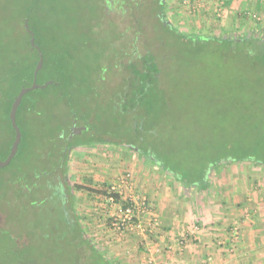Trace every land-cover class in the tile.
<instances>
[{
	"label": "rangeland",
	"instance_id": "obj_1",
	"mask_svg": "<svg viewBox=\"0 0 264 264\" xmlns=\"http://www.w3.org/2000/svg\"><path fill=\"white\" fill-rule=\"evenodd\" d=\"M17 1L0 0V37L10 22L16 24V19L3 17V9H13ZM98 1L86 0L82 6H99ZM190 1L192 3V0H106L104 14L96 12L92 19L93 41L98 51L110 47L108 63L105 69L91 75L98 83L95 92L86 98L89 108L82 113L79 108L75 110L78 118L70 135L82 144L70 147L65 166L59 165L63 166L62 181L76 187L79 172L72 166V159L86 161L89 158L81 156L79 151L97 147L98 151H144L155 162L154 156L159 158V163L168 165L180 178H192L194 172L203 173L219 164L218 158L229 155L264 159V58L259 48L252 41L235 43L231 48L224 42L216 46L217 49L197 42L198 35L213 40V36L231 35L242 39L251 34L264 40V18L234 21V27L227 28V22H222L220 4L208 18L203 17L201 11H195ZM71 5H76L75 0L61 1L63 7ZM148 55L154 56L160 66L159 93L163 95V109L158 118H148L142 123L137 121L141 111L134 115L135 111L131 114L124 110V105L128 107L130 102L121 97L124 74L121 59L128 64ZM64 106L66 108L59 113L65 115L68 109L70 116L69 105ZM146 122L153 125L145 127ZM35 136L32 132L21 147L25 158L19 160V165L36 164L41 156L43 151L37 149ZM209 172L211 175L213 171ZM45 181L46 185L41 184L44 196L33 201L30 215L14 204L15 216L19 213V218L24 216L34 225H15L12 229L18 231L15 235L19 241L13 245H24L31 256L20 264H75L79 260L78 251L71 252V246L65 244L67 220L64 215H68L65 192L68 194V191L65 186L52 191L49 181ZM76 188L71 192L78 190ZM110 190V186L107 189L105 186L108 195ZM111 195L115 196L114 192ZM129 203L126 202L124 208ZM5 204L4 201L2 207ZM68 209L76 218L74 203L70 202ZM28 238L31 239L28 241ZM4 246L0 241V249Z\"/></svg>",
	"mask_w": 264,
	"mask_h": 264
},
{
	"label": "trees",
	"instance_id": "obj_2",
	"mask_svg": "<svg viewBox=\"0 0 264 264\" xmlns=\"http://www.w3.org/2000/svg\"><path fill=\"white\" fill-rule=\"evenodd\" d=\"M61 1L18 0L13 9L9 7L3 9V17L16 19V24L8 22L10 25L3 28L4 32L0 37V159L5 160L8 157L16 135L10 118L12 104L23 87L33 84L40 51L43 52L44 63L36 80L40 85L47 84V86L30 90L24 95L17 110V123L22 131L19 150L9 165L0 166V220L3 221L2 224L0 223V241L5 244L0 249V264H20L28 259V251L24 245L21 247L13 245L19 241V238L16 239L15 235L18 231L12 228H15V225L34 224L26 221L24 216L19 218V213L16 217L13 213L14 204L16 208H23L26 215H30L33 201L44 196L41 184L46 185L45 180L49 181L52 191H57L56 189H60L61 186H65V190L68 191V194L65 192L68 212V215H64L67 220L65 244L71 246V252L79 249V260L75 264H115L84 235L78 234V232L83 233L84 229L77 215L73 218L68 211L70 202L74 203L71 191L78 185L72 187L65 180L63 183L61 177L68 149L74 144H82L76 142L74 136L70 135L71 127L78 118L75 110L79 108L82 113L89 108L86 98L95 92V84L98 83L93 81L91 75L105 69L108 63L106 59L110 47L98 51L93 41L95 26L92 20L96 12L98 15L104 14L106 6L104 4L107 2L99 0L98 2L101 3L99 6L87 5V8H84L82 4L86 3V0L80 2L75 0L74 7L72 5L63 7ZM9 9L12 11L7 14ZM33 35L35 44L32 43ZM197 38V42L213 46L215 49L224 42L230 44L231 48L232 44L252 41L264 58V40L254 38L251 34L245 35L242 39H235L231 35L213 36V40H207L202 35H198ZM121 63L124 69L121 97H125V102H130L128 105L130 107L124 105V110H128L131 114L135 111L134 115L137 111H141L142 115L137 117V121L140 120L142 123L148 118H158L163 109L161 106L163 95L160 96L159 93L161 87L158 61L154 56L148 55L142 57L140 61L135 59L128 64L122 58ZM83 103L85 105H82ZM65 104L71 109L70 116L68 109L65 115L59 113H62L61 109L66 108ZM83 117L89 119L87 115L83 114ZM152 125L153 123L146 122L145 127L150 128ZM139 129L140 125L137 127V130ZM106 130L104 126V131ZM32 132L36 133L33 141L36 142L37 149L43 152L38 156L36 164L19 165L21 163L19 160L25 158L24 151L20 149ZM46 151H49V154ZM141 152L150 156L144 151ZM154 158L157 162L160 161L159 158L155 156ZM223 159H253L264 164L263 158L251 155L242 157L229 155L218 158L219 163ZM61 164L62 168L59 166ZM162 165L175 177L177 176V172L168 165L163 163ZM209 170L203 173L194 172L192 178L178 176L176 178L185 187H202L206 186ZM4 201L6 204L2 207ZM31 238H28V241Z\"/></svg>",
	"mask_w": 264,
	"mask_h": 264
},
{
	"label": "crops",
	"instance_id": "obj_3",
	"mask_svg": "<svg viewBox=\"0 0 264 264\" xmlns=\"http://www.w3.org/2000/svg\"><path fill=\"white\" fill-rule=\"evenodd\" d=\"M218 1L190 4L208 18L220 4L227 28L234 21L264 18V0ZM90 150L79 151L86 161L72 159L79 172L73 202L84 229L78 234L115 264H264L263 163L223 159L209 170L206 186L185 187L141 151ZM125 176L130 177L127 183ZM105 186L111 187L109 195ZM133 192L151 203L150 211L139 213L146 228L118 232L112 217ZM150 216L156 217L155 225Z\"/></svg>",
	"mask_w": 264,
	"mask_h": 264
},
{
	"label": "built area",
	"instance_id": "obj_4",
	"mask_svg": "<svg viewBox=\"0 0 264 264\" xmlns=\"http://www.w3.org/2000/svg\"><path fill=\"white\" fill-rule=\"evenodd\" d=\"M125 179V180H124ZM123 182H128V177H125ZM116 187L112 188V193L115 192ZM132 196V197H131ZM128 197L129 206L125 207L121 213L116 214L112 217L111 224L116 231H127V230H137L143 231L146 227L144 222L141 220L139 213L140 211H150L151 205L148 200L137 194H133ZM114 197V196H113ZM157 219L155 216L149 217V223L155 225Z\"/></svg>",
	"mask_w": 264,
	"mask_h": 264
},
{
	"label": "water",
	"instance_id": "obj_5",
	"mask_svg": "<svg viewBox=\"0 0 264 264\" xmlns=\"http://www.w3.org/2000/svg\"><path fill=\"white\" fill-rule=\"evenodd\" d=\"M32 43L35 44L34 35L32 37ZM43 63H44V56H43V52L40 51V60H39L38 65L35 69V79H34L33 84L31 86H28V87H23L21 89V91L19 92V94L16 96V98L12 104L11 111H10V118H11L12 124L16 130V135H15V139H14V142L12 144L11 151H10L8 157L5 160L0 159V166L9 165L19 150V144H20L21 139H22V131H21L20 126L17 123V110H18L19 105L22 102L24 95L26 93H28L30 90L36 89L38 87H46L47 86V84L40 85L39 83H37V80H36V76H37L39 70L42 68ZM72 134H73V132H72Z\"/></svg>",
	"mask_w": 264,
	"mask_h": 264
}]
</instances>
